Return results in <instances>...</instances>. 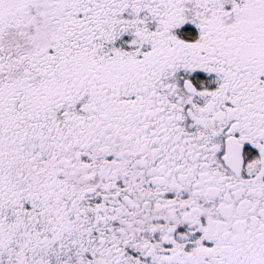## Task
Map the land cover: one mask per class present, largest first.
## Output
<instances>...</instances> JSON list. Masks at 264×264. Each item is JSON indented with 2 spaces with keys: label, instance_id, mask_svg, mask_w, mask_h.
I'll return each mask as SVG.
<instances>
[{
  "label": "snow or ice",
  "instance_id": "obj_1",
  "mask_svg": "<svg viewBox=\"0 0 264 264\" xmlns=\"http://www.w3.org/2000/svg\"><path fill=\"white\" fill-rule=\"evenodd\" d=\"M0 264H264V0H0Z\"/></svg>",
  "mask_w": 264,
  "mask_h": 264
}]
</instances>
